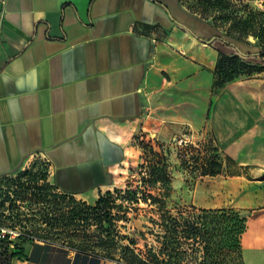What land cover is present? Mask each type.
<instances>
[{"label":"crops","instance_id":"1","mask_svg":"<svg viewBox=\"0 0 264 264\" xmlns=\"http://www.w3.org/2000/svg\"><path fill=\"white\" fill-rule=\"evenodd\" d=\"M218 35L183 0H0V176L38 157L59 193L94 205L137 139L188 129L221 165L191 203L245 215L243 263L264 264V72L214 89ZM15 264L122 263L34 241Z\"/></svg>","mask_w":264,"mask_h":264},{"label":"trees","instance_id":"2","mask_svg":"<svg viewBox=\"0 0 264 264\" xmlns=\"http://www.w3.org/2000/svg\"><path fill=\"white\" fill-rule=\"evenodd\" d=\"M250 1L196 0L193 6L185 5L190 13L209 21L219 32L221 43L230 49L229 54L219 50L218 62L213 72L214 89H219L242 75L264 72V11L251 6ZM250 37L253 42L249 41ZM230 43L238 44L241 49L247 48L246 56H241ZM200 145L203 151H209L201 165L197 164L201 174L220 175L217 148L211 142ZM147 160L149 163L143 182L149 191L142 190V199L158 208L160 217L156 224L160 230L156 238L161 246L157 253L152 252V260H144V264H183L180 256L182 239L186 240L189 247L202 250L203 257L199 264H216L219 253L225 248L228 253L239 256V264H244L240 239L246 228V216L234 208L225 207L201 209L203 216L181 220L166 207V200L172 193V177L168 171L166 154L150 148ZM48 176L49 168L46 163L42 171L28 169L18 175L12 191L10 188L0 189V264H13L15 259L26 260L28 248L34 241L55 242L47 238L53 234L54 229L61 232L70 230L72 233L85 230L96 223H105L111 227V204L104 194L100 195L94 205H89L71 195L55 193L56 188L50 184ZM23 177H26L25 181L22 180ZM40 182L44 185L39 186ZM152 191L159 193L156 195ZM137 195L135 191L128 192L127 199L138 202ZM27 200L29 213L19 204ZM30 214L33 221H29ZM15 232L18 234L12 239ZM224 237L227 239L223 240ZM59 244L75 252L118 262L106 255L78 249L66 243Z\"/></svg>","mask_w":264,"mask_h":264},{"label":"rangeland","instance_id":"3","mask_svg":"<svg viewBox=\"0 0 264 264\" xmlns=\"http://www.w3.org/2000/svg\"><path fill=\"white\" fill-rule=\"evenodd\" d=\"M183 2L187 7H190L195 5L196 0H183ZM250 4L256 9L264 11V0H251ZM216 41L215 45L217 47H222L226 54L230 53V49L225 47L220 39ZM249 41L253 42V38L250 37ZM242 49L244 52L248 51L245 47H242ZM254 74L257 73L242 76L251 77ZM187 130L182 128L181 132H175L179 134L176 140L182 137L180 136L181 134L185 135ZM170 139L171 137L161 139L155 136L143 135L139 141L135 142L139 151L134 159L135 161L125 165L121 171L122 183L120 187L112 188L104 193V196L109 199V204H111L109 211L112 214L113 221L110 228L105 223H96L91 224L85 230H78L72 233L70 230L61 232L54 229L53 234L47 236V238L58 243H66L78 249L81 248L95 254L98 253L115 258L122 264H127L128 262L144 264V260H152V252L157 253L161 243L156 238L160 230L156 224L160 217L158 208L142 199V190H148L144 185L143 178L146 177L149 163L147 155L150 148H153L156 152L160 151L166 154L168 171L172 177V193L171 197L166 200V207L174 216H178L181 220L203 216L201 209L191 203L190 197L195 185L204 180V176L201 174L197 164L201 165L203 158L205 159L206 155H209V151L202 150V146L199 144L203 143L201 138L193 140L194 143L190 144L189 148L174 141L171 142ZM181 139L185 138L182 137ZM212 145L214 146L213 143ZM45 166V161L38 157L29 159L12 174L0 176V189L6 190L10 188V191H12L15 188L14 182L18 175L28 171V169L42 171ZM22 180L25 181L26 177H23ZM42 185L44 183L40 182L39 186ZM134 191L138 193V202H132L127 199L128 192ZM152 192L156 195L159 193L158 191ZM55 193L64 194L59 193L57 190H55ZM62 203L64 204V202ZM19 204H22V209L29 213L28 200ZM28 218L29 221L34 219L31 214ZM16 234L18 233L15 232L13 234L12 239L17 236ZM40 235L45 237L44 233ZM226 239L225 237L223 238V240ZM182 241L180 256H182L183 264H199L203 257L202 250L189 247L185 239H182ZM16 262L23 261L15 259L13 264ZM239 262V256L228 253L225 248L219 253L216 264H239Z\"/></svg>","mask_w":264,"mask_h":264},{"label":"water","instance_id":"4","mask_svg":"<svg viewBox=\"0 0 264 264\" xmlns=\"http://www.w3.org/2000/svg\"><path fill=\"white\" fill-rule=\"evenodd\" d=\"M219 39V36H214L211 40H209V41H206V43H210L211 41H214V40H218ZM231 44V46L234 48H236V50H237V52L241 55V56H243V57H245L246 56V53L245 52H243L242 50H241V48L238 46V44H235V43H230Z\"/></svg>","mask_w":264,"mask_h":264},{"label":"built area","instance_id":"5","mask_svg":"<svg viewBox=\"0 0 264 264\" xmlns=\"http://www.w3.org/2000/svg\"><path fill=\"white\" fill-rule=\"evenodd\" d=\"M179 145H184L185 147H188L192 142L188 141L187 139H178L176 140Z\"/></svg>","mask_w":264,"mask_h":264}]
</instances>
